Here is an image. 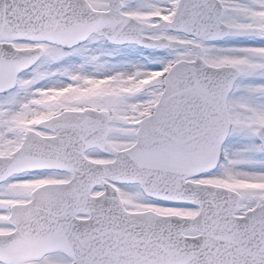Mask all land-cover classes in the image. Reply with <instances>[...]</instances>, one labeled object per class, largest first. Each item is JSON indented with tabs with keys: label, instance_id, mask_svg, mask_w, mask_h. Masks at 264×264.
Segmentation results:
<instances>
[{
	"label": "snow or ice",
	"instance_id": "obj_1",
	"mask_svg": "<svg viewBox=\"0 0 264 264\" xmlns=\"http://www.w3.org/2000/svg\"><path fill=\"white\" fill-rule=\"evenodd\" d=\"M0 264H264V0H0Z\"/></svg>",
	"mask_w": 264,
	"mask_h": 264
}]
</instances>
